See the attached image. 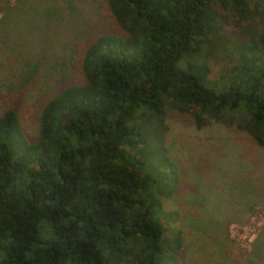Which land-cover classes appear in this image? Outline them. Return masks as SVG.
Segmentation results:
<instances>
[{
  "label": "trees",
  "instance_id": "16d2710c",
  "mask_svg": "<svg viewBox=\"0 0 264 264\" xmlns=\"http://www.w3.org/2000/svg\"><path fill=\"white\" fill-rule=\"evenodd\" d=\"M105 2L114 31L86 46L81 81L47 101L36 139L16 110L0 113V264H181L183 233L161 202L176 166L141 147L168 110L264 149V28L250 26L264 0ZM215 8L247 22L252 46L211 80L199 57L220 39Z\"/></svg>",
  "mask_w": 264,
  "mask_h": 264
},
{
  "label": "rangeland",
  "instance_id": "374dc122",
  "mask_svg": "<svg viewBox=\"0 0 264 264\" xmlns=\"http://www.w3.org/2000/svg\"><path fill=\"white\" fill-rule=\"evenodd\" d=\"M215 11L220 39H206L199 57L211 80L239 62L240 47L252 46L247 22ZM114 29L105 0H0V113L16 110L34 141L47 101L81 81L86 46ZM155 126L146 121L141 147L176 166L173 192L161 202L174 214L167 227L183 233L180 263L264 264V149L221 124L198 129L192 115L176 110L166 111L163 133Z\"/></svg>",
  "mask_w": 264,
  "mask_h": 264
}]
</instances>
